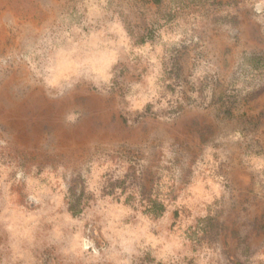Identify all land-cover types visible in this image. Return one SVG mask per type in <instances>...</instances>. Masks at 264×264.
<instances>
[{"label":"rangeland","instance_id":"rangeland-1","mask_svg":"<svg viewBox=\"0 0 264 264\" xmlns=\"http://www.w3.org/2000/svg\"><path fill=\"white\" fill-rule=\"evenodd\" d=\"M0 264H264V0H0Z\"/></svg>","mask_w":264,"mask_h":264}]
</instances>
